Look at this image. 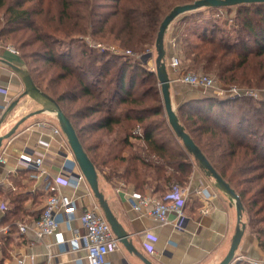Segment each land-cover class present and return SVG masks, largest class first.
Segmentation results:
<instances>
[{
  "label": "trees",
  "instance_id": "16d2710c",
  "mask_svg": "<svg viewBox=\"0 0 264 264\" xmlns=\"http://www.w3.org/2000/svg\"><path fill=\"white\" fill-rule=\"evenodd\" d=\"M33 1L0 0L8 16L6 26L13 31L24 25L32 32L22 48L38 45V50L18 54L35 85L72 121L99 176L160 197L175 186L186 187L194 157L170 126L157 73L141 56L156 45L161 23L173 8L197 0H59V16L42 21L33 17ZM221 17L228 31L221 27ZM178 20L186 27L174 32L173 41L184 57L185 73L203 71L225 87L236 84L264 93V3L203 8ZM90 30L99 44L119 45L130 54L93 49L85 40ZM32 58L61 72L44 84L39 80L43 70L37 75L29 66ZM263 96L202 95L184 102L177 115L213 168L240 196L247 229L264 252ZM89 119L80 127V120ZM30 175L18 169L9 177L15 190L5 192L0 186V197L8 203L0 224L10 227L0 238V264L12 260L15 248L27 242L18 224L35 222L44 211L47 195L42 188L28 191L35 185Z\"/></svg>",
  "mask_w": 264,
  "mask_h": 264
},
{
  "label": "crops",
  "instance_id": "0c3cea01",
  "mask_svg": "<svg viewBox=\"0 0 264 264\" xmlns=\"http://www.w3.org/2000/svg\"><path fill=\"white\" fill-rule=\"evenodd\" d=\"M174 32L167 31L165 48L167 70L172 80L171 98L177 113L178 108L184 102L198 99L205 94L199 89L174 82L178 76L185 73L182 66L175 68L171 64L172 57L178 56L177 46L173 42ZM154 62L149 60L148 68L154 70L156 68ZM13 66L27 71L19 54H14L6 48H0V105L5 106L4 110L0 109V135H5L21 122L16 133L5 140L2 145L3 148L8 149L9 157L5 165H0L2 167L0 186L2 189H7V185L11 183L10 175L17 170L18 156L28 148L36 154L45 155L44 174L38 182H35V188L40 189L47 180H54L61 174L62 164L67 156H71L72 150L63 132L59 135L54 134L55 128L61 129L57 117L49 112L38 113L42 105L32 97L21 98L25 91L24 75ZM180 87L185 90L182 91ZM15 102L18 104L14 111L5 116L7 109ZM192 164L193 169L188 184L183 188L187 197V205L185 216L180 221V228L176 226L177 219L174 213L169 215V224L159 225L145 212L134 211L129 195L135 190L123 180L108 181L99 176L100 190L113 214L130 235L135 249V252L129 251L120 242L118 250H112L107 254L105 264H146L144 260L152 264L221 263L229 252L237 228L235 203L229 195L216 187L214 179L206 174L195 158ZM61 192L77 196L79 207L98 206L101 209L91 189L84 188L74 191L63 185ZM1 214L0 212V217ZM72 228L73 232L63 225V234L66 238L72 237L76 231H82L81 221L79 219L73 221ZM151 236L156 240L151 239ZM45 241L54 244L51 249L60 263L90 264L84 251L74 252L68 245L58 246L55 244V237ZM147 245H152L154 251H150ZM27 248L28 251L39 255V264H46L38 243L35 242L33 246ZM260 250L256 238L246 228L236 253L238 262L264 259L263 253L261 254L262 250ZM9 264L15 263L10 260Z\"/></svg>",
  "mask_w": 264,
  "mask_h": 264
},
{
  "label": "built area",
  "instance_id": "2783aa9c",
  "mask_svg": "<svg viewBox=\"0 0 264 264\" xmlns=\"http://www.w3.org/2000/svg\"><path fill=\"white\" fill-rule=\"evenodd\" d=\"M97 47L104 48L101 44L97 45ZM0 48H6L10 52L18 54V51L12 47L0 45ZM110 50L120 52L113 46H111ZM127 53L130 54V51ZM171 62L173 67H180V59L178 56H173ZM174 82L199 89L205 95L220 98L238 97L242 95L259 96L253 90L243 89L236 85L229 87L221 86L217 78L206 74L184 73L178 76ZM0 109L4 110L5 106L0 105ZM61 133L60 128L54 129V134L59 135ZM135 134L140 135L141 130L137 129ZM70 155L66 157L62 164L61 174L54 180H47L42 187V191L47 196L44 200V211L40 219L32 223L20 222L18 224L20 233L26 236L27 242L26 244L18 246L13 251L12 260L15 264H39V255L28 251L27 248L33 246L35 242L41 246V254L45 257L46 264H62L57 260V255L52 252L51 247L54 244L45 241L52 237L56 238L55 244L58 246L63 247V245H68L74 252L84 251L90 264H105L107 254L112 250H118L120 247V240L113 232L111 225L98 206L79 207V199L77 196L61 192L63 185L74 191H79L84 188L91 189L85 175L81 172L75 160L73 152ZM44 156L43 154H36L35 151L26 148L17 158V170L24 169L29 171L31 173L30 179L38 182L39 178L44 174ZM8 157V149L1 146L0 165H5L8 162ZM7 189L13 191L15 187L9 182ZM129 201L134 211L145 212L159 225L169 224V215L174 213L178 228H180V221L185 216V207L187 205L185 191L179 186L173 187L163 197L151 192L142 194L134 191L129 195ZM4 207V205L0 206L1 213ZM77 219L82 223V231H76L72 237L66 238L63 234V225L73 232L72 224ZM9 232V226L0 224V238L8 235ZM151 239L156 240L153 236H151ZM147 248L152 252L154 251L152 245H147ZM262 253L264 256V252L261 251ZM9 262L10 260L6 264H9ZM248 262L250 264H264V259L250 260Z\"/></svg>",
  "mask_w": 264,
  "mask_h": 264
},
{
  "label": "water",
  "instance_id": "95a60500",
  "mask_svg": "<svg viewBox=\"0 0 264 264\" xmlns=\"http://www.w3.org/2000/svg\"><path fill=\"white\" fill-rule=\"evenodd\" d=\"M264 3V0H197L190 4L178 5L164 18L161 23L159 33L156 40V73L161 85V91L163 96L164 108L169 121L170 126L176 133V135L182 140L184 146L193 155L195 160L199 163L200 167L206 172V174L214 179L216 187L223 193L229 195L235 203L237 211V228L233 236L229 252L220 264H236L238 263L237 251L240 247L241 241L245 234L247 225L243 221L244 207L240 196L236 191L217 173L213 168L209 160L196 145L191 136L186 132L184 126L181 124L179 117L174 109L172 98H171V78L167 70L166 64V48H165V35L169 30L171 24L180 16L188 14L193 11H197L203 8H221V7H236L242 4H255ZM14 67V66H13ZM17 71L22 72L24 75L25 91L21 95L22 97L30 96L35 101L42 105V112L53 113L59 122L62 132L67 137L69 146L73 152L76 162L79 165L81 172L85 175L90 188L99 202V205L111 225L113 232L120 240V242L129 250L135 252L133 248L132 241L130 240V235L125 231L123 226L119 223L115 215L113 214L104 194L100 190L99 186V174L96 170L95 165L86 153L83 144L76 132V129L69 119V117L63 112L60 105L52 97L44 93L39 89L30 74L20 68L14 67ZM17 102L10 105L7 109L5 116L10 114L17 106ZM37 114V113H36ZM20 123H17L13 129H11L5 135H0V148L3 142L13 136ZM146 264H152L147 260H144Z\"/></svg>",
  "mask_w": 264,
  "mask_h": 264
},
{
  "label": "rangeland",
  "instance_id": "374dc122",
  "mask_svg": "<svg viewBox=\"0 0 264 264\" xmlns=\"http://www.w3.org/2000/svg\"><path fill=\"white\" fill-rule=\"evenodd\" d=\"M32 8L34 9V13H33V17L37 20V21H42L43 19H51V18H55L59 16V13L61 11V7L59 5V0H48L45 4H38V0H34L31 4ZM36 13V14H35ZM235 14V11L232 13V15ZM231 15V16H232ZM184 16V15H183ZM227 15H225L224 17H226ZM182 17V16H180ZM177 18L172 24H171V28H169L170 33L174 32V31H179L180 33H182L184 31V28L186 27V25H182L178 20L180 19ZM8 16L5 14V11L3 9H0V45L1 46H8V47H12L15 50H19L20 53L22 54H27L30 53L32 54V52L37 51L38 50V45H34L31 47H26V48H22V44L23 42L27 41L28 37L31 35V31L28 29H25L24 25L21 26V28L18 30H13L11 31L12 26H10L9 28H7L6 24H7V20ZM52 20V19H51ZM220 24L221 27H224V29H226L225 31H228L227 29H229L228 25L225 24L224 22V18H220ZM182 28V29H181ZM176 29V30H175ZM90 34H88L85 37L86 42L93 48V49H102V48H98L97 45L99 44V38L94 37L92 35V31H89ZM59 37V36H58ZM175 42V41H173ZM61 46H63V44H61ZM102 47L104 48H110L111 46H113L117 51L120 52H128L127 50L121 49L119 45H110L108 43L103 42V44H101ZM179 59H180V67L183 66L184 64V57L182 54H178V51L176 52ZM142 59L147 63L149 60L156 61V57H157V52H156V47L155 45L150 48L149 50H147L146 53L142 54ZM155 63V62H154ZM29 66H31L32 68L35 69L36 74L38 75V71L39 70H43V78H40L39 80L41 82H44V84H48V79L54 75H57L58 72H61V69L59 67H54L51 65H46L43 62H37L36 60H31ZM156 68H154L155 70ZM156 71V70H155ZM188 73H193V74H206L203 71H189ZM209 75V74H206ZM213 76V75H211ZM214 77V76H213ZM219 82V81H218ZM219 85L222 86V84L219 82ZM236 85V84H233ZM185 87V86H183ZM180 87V89L182 91L185 90V88ZM241 88L243 89H249L247 86H241ZM252 90V89H249ZM160 91H161V86H160ZM256 91H261L258 93V95L263 96L264 93L262 92V90H256ZM161 97L163 100V96H162V91H161ZM264 97V96H263ZM86 101V100H83ZM166 113V112H165ZM167 116V115H166ZM98 116H95L93 119H95ZM92 121V119L89 120H85V121H79V125L80 127H83L84 125H87L88 123H90ZM64 134V133H63ZM64 137L67 139V137L64 134ZM0 169H2V167H0ZM256 187V186H255ZM37 189L35 188V185L32 186L31 188L28 189L29 192H31L32 194L36 191ZM3 191L8 192V189H3ZM0 199L2 200L0 203V206L2 205H8L7 202H5V198L4 197H0ZM4 201V202H3ZM2 204V205H1ZM248 220V216L246 215L245 217H243V221L246 223Z\"/></svg>",
  "mask_w": 264,
  "mask_h": 264
}]
</instances>
